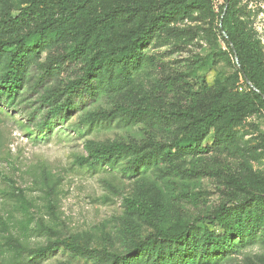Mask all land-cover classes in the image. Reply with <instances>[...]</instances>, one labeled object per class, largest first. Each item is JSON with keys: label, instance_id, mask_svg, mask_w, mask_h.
Wrapping results in <instances>:
<instances>
[{"label": "rangeland", "instance_id": "1", "mask_svg": "<svg viewBox=\"0 0 264 264\" xmlns=\"http://www.w3.org/2000/svg\"><path fill=\"white\" fill-rule=\"evenodd\" d=\"M93 1L59 32L60 39L44 53L43 63L70 57L76 39L82 38L74 33L84 32L88 21L100 19L106 11L122 14H116L119 24L134 13V28L152 20L162 28L144 48L142 64L134 69L129 86L106 87L84 101L72 99L69 114L50 116L48 125L49 106L67 101L61 79L75 80L94 54L92 45L107 47L115 37L109 33L91 42L84 57L68 61L55 76L29 69L15 103L0 106V222H7L11 233L30 249L60 239L87 251L127 255L149 234L181 233L194 218L213 213L229 199L264 195V105L248 100L241 105L243 111L232 113L244 147L241 156L218 150L214 135L196 141L197 150L186 155L174 150L177 141L194 140L205 125L199 116L202 110L220 103L239 105V97L251 95L226 33L264 86V0H231L228 20L225 0H180L187 10L175 7L167 20L161 17L162 10L155 13L151 8L166 0ZM43 3L0 0V21L29 8L36 9V19L57 15L56 3L38 8ZM135 111L143 116L132 118ZM99 113L113 115L112 120L91 124L88 119ZM172 115L183 118L179 123L165 118ZM117 143L134 146L136 156L116 167L80 165L92 151ZM139 156L155 157L148 170L143 167V175L130 172V162ZM4 178L23 189L33 204L29 230L28 217ZM47 187L55 190L58 218L46 208ZM133 200L151 210L150 219L129 212L128 201ZM42 222L53 230H38ZM7 236L0 225V264H105L73 256L64 247L38 260L16 258L6 245ZM235 257L227 264H264V242Z\"/></svg>", "mask_w": 264, "mask_h": 264}, {"label": "trees", "instance_id": "2", "mask_svg": "<svg viewBox=\"0 0 264 264\" xmlns=\"http://www.w3.org/2000/svg\"><path fill=\"white\" fill-rule=\"evenodd\" d=\"M43 4L49 2L56 3L53 10H58L57 15H45L44 19H36L34 8L22 12L21 15L10 16L4 21H0V106L4 104L15 103V99L23 88L29 69L35 67L38 72L44 75L55 76L56 72L61 70L63 65L68 61L80 60L85 56L87 50L92 48V57L89 59L87 67L83 69L75 80H62L64 92L67 95V101L55 103L50 107L46 116V125L50 116H60L68 112L70 101L72 99L82 100L89 99L97 94L100 90L108 87V90H115L119 86H129L133 81L134 69H137L143 61V50L157 36L158 26L155 20L149 25H139L134 28V13L127 19L120 21L119 24L116 10L114 12H105L101 14L100 19L88 21L84 32L74 33L82 36L76 39L75 45L70 57H60L51 62H44L42 58L44 53L54 48L60 39L59 32L69 28L70 24L75 22L78 15L90 6L93 0H42ZM225 0L224 19L228 20L231 14V0L227 7ZM196 3H199L198 1ZM151 7L155 8L154 12L159 13L162 10L161 17L169 19L171 11L175 7H180L183 11L185 4L180 5V0H166L155 3ZM130 14V13H129ZM122 17V14H119ZM33 27L32 31L27 28ZM165 27V26H164ZM118 28V29H116ZM164 30V29H163ZM162 30V31H163ZM223 30L224 26H223ZM23 33V35H21ZM25 33V34H24ZM109 35L115 37L112 44L107 47L90 45L91 42L102 40V36ZM227 39L235 47L233 54L238 57L241 64V71L245 85L251 90V95L239 97V105L220 103L221 106L209 107L199 113L201 122L205 125L199 130L192 139L182 140L175 144V154L197 150L199 144L196 141L206 140L210 135H214V146L218 150L229 151L233 155H242L244 147L240 144L236 128L233 126V112H241L245 107H241L248 100L253 103L264 105V86L259 83L247 66L245 56L239 51L236 42L228 32ZM233 49V48H232ZM48 76H45L46 78ZM43 78L40 82L43 81ZM249 80L258 90L248 86ZM143 112H133L132 118H141ZM113 115L99 113L91 116V124L112 120ZM152 117V116H151ZM181 115L165 116L172 122H177L183 118ZM112 122V121H111ZM136 148L132 145L113 144L92 151L88 157L81 160L80 165H89L98 167L106 165L107 167H116L120 161L136 156ZM200 150V149H198ZM208 152H211L206 149ZM169 151L168 157L172 156ZM155 161V157H141L132 159L130 172L135 175H143L141 170H148L150 165ZM6 181L12 187L19 204L20 211L28 217L26 230L32 225L30 209L33 205L28 199L25 191L15 185L7 178ZM44 200L49 214L58 218L56 193L52 187H47L44 191ZM128 210L131 214H138L143 218H151V210L144 204L136 201H128ZM1 230L7 233L6 245L14 252L16 258L27 256L32 259L46 258L62 247L70 251L73 256L89 257L100 259L105 264H227L235 256L240 255L250 246L259 242H264V195L250 193L247 199L235 201L229 199L219 206L213 213L201 215L194 218L181 233L159 232L149 234L139 241L133 252L127 255H120L113 252L87 251L72 241L58 239L47 246L30 249V247L21 238L16 237L10 231L7 222L1 221ZM52 231L51 226L41 223L38 230Z\"/></svg>", "mask_w": 264, "mask_h": 264}, {"label": "water", "instance_id": "3", "mask_svg": "<svg viewBox=\"0 0 264 264\" xmlns=\"http://www.w3.org/2000/svg\"><path fill=\"white\" fill-rule=\"evenodd\" d=\"M228 4H229V0L227 1V7H228ZM227 11V8L225 9V12ZM221 29H223V26L221 25ZM226 35V34H225ZM227 37V36H226ZM232 48H233V50H234V52H235V47L232 45ZM236 59H237V61L239 62V60H238V57L236 56ZM247 82H248V84L254 89V90H256V91H258L253 85H252V83L249 81V80H247Z\"/></svg>", "mask_w": 264, "mask_h": 264}]
</instances>
